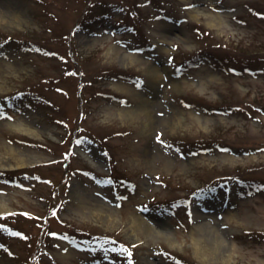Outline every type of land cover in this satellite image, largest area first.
<instances>
[{"label":"rangeland","instance_id":"rangeland-1","mask_svg":"<svg viewBox=\"0 0 264 264\" xmlns=\"http://www.w3.org/2000/svg\"><path fill=\"white\" fill-rule=\"evenodd\" d=\"M0 6V264H264V0Z\"/></svg>","mask_w":264,"mask_h":264},{"label":"bare ground","instance_id":"bare-ground-1","mask_svg":"<svg viewBox=\"0 0 264 264\" xmlns=\"http://www.w3.org/2000/svg\"><path fill=\"white\" fill-rule=\"evenodd\" d=\"M0 14H2V15H4V14H6V12H5V10L0 6ZM153 78H155V76H153ZM31 134V133H29V132H26V134ZM19 162V161H18ZM23 166H25L24 165V161H21L20 163H19V167H23ZM5 205L3 204V203H1L0 204V211L2 210V209H5L6 210V208L4 207Z\"/></svg>","mask_w":264,"mask_h":264}]
</instances>
